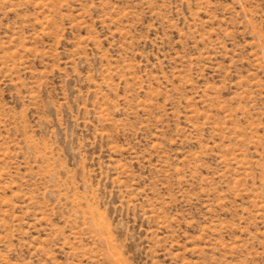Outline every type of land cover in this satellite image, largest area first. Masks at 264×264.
Instances as JSON below:
<instances>
[{
	"label": "rangeland",
	"instance_id": "1",
	"mask_svg": "<svg viewBox=\"0 0 264 264\" xmlns=\"http://www.w3.org/2000/svg\"><path fill=\"white\" fill-rule=\"evenodd\" d=\"M0 264H264V0H0Z\"/></svg>",
	"mask_w": 264,
	"mask_h": 264
}]
</instances>
